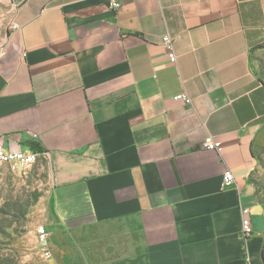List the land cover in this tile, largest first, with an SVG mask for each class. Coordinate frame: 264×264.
Listing matches in <instances>:
<instances>
[{
	"label": "crops",
	"instance_id": "crops-1",
	"mask_svg": "<svg viewBox=\"0 0 264 264\" xmlns=\"http://www.w3.org/2000/svg\"><path fill=\"white\" fill-rule=\"evenodd\" d=\"M259 45L264 0H0V139L46 157L62 225L134 233L131 264H262Z\"/></svg>",
	"mask_w": 264,
	"mask_h": 264
},
{
	"label": "rangeland",
	"instance_id": "rangeland-1",
	"mask_svg": "<svg viewBox=\"0 0 264 264\" xmlns=\"http://www.w3.org/2000/svg\"><path fill=\"white\" fill-rule=\"evenodd\" d=\"M252 69L264 81V47L253 51ZM258 140L250 178L257 199L264 202V125ZM50 184V167L42 154L28 167H0V264H131L136 259L135 235L121 224L62 225L50 211ZM40 223L50 234L51 259H44L37 242Z\"/></svg>",
	"mask_w": 264,
	"mask_h": 264
},
{
	"label": "built area",
	"instance_id": "built-area-1",
	"mask_svg": "<svg viewBox=\"0 0 264 264\" xmlns=\"http://www.w3.org/2000/svg\"><path fill=\"white\" fill-rule=\"evenodd\" d=\"M109 7L110 9L116 11L121 7V0H109ZM161 42L164 48L167 51L168 59L171 63H175L177 59V55L174 50V39L169 33H165L161 37ZM3 53V47H0V54ZM175 100L182 101L185 104H191L192 99L191 97L185 93H178L173 97ZM36 137V134L32 135ZM202 146L208 150H220L221 149V141L214 138L211 135H207L204 137ZM38 154L36 152L30 150H22V149H15L10 150L6 149L2 141L0 139V167L3 165H9L11 167L14 166H23L28 167L34 163ZM234 180L233 173L230 169H225L222 173V184L223 186H227L231 184ZM241 233L244 237L249 236L253 232L252 223L250 217L248 216V209H242V217L240 223ZM36 237L37 242L41 248V255L44 259H51L52 252L50 249V234L47 231L46 226L44 223H40L36 228Z\"/></svg>",
	"mask_w": 264,
	"mask_h": 264
},
{
	"label": "trees",
	"instance_id": "trees-1",
	"mask_svg": "<svg viewBox=\"0 0 264 264\" xmlns=\"http://www.w3.org/2000/svg\"><path fill=\"white\" fill-rule=\"evenodd\" d=\"M264 47V45H259L258 48H262ZM261 81H263L261 78H259ZM263 128V127H262ZM262 132V129L260 130V133ZM259 133V134H260ZM259 135L256 137V139H254V141L252 142V155L254 156V158L257 160V154H256V149H257V145H258V142H259ZM250 182L252 183V185L254 187H256L254 181L250 178L249 179ZM256 192V190H255ZM258 203L264 208V202L262 201H259L258 200ZM261 259H262V264H264V241H263V244H262V249H261ZM67 260V259H66Z\"/></svg>",
	"mask_w": 264,
	"mask_h": 264
}]
</instances>
